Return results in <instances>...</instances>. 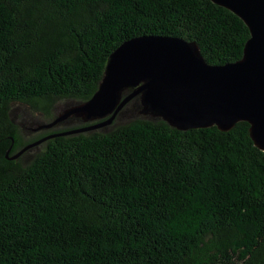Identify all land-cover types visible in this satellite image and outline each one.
I'll list each match as a JSON object with an SVG mask.
<instances>
[{
    "label": "trees",
    "instance_id": "obj_1",
    "mask_svg": "<svg viewBox=\"0 0 264 264\" xmlns=\"http://www.w3.org/2000/svg\"><path fill=\"white\" fill-rule=\"evenodd\" d=\"M140 36L194 42L221 66L249 31L209 0H0V264H264V152L246 122L180 131L138 114L137 96L108 126L8 160L93 124L22 142L15 104L50 117L89 100L108 56Z\"/></svg>",
    "mask_w": 264,
    "mask_h": 264
},
{
    "label": "water",
    "instance_id": "obj_2",
    "mask_svg": "<svg viewBox=\"0 0 264 264\" xmlns=\"http://www.w3.org/2000/svg\"><path fill=\"white\" fill-rule=\"evenodd\" d=\"M209 1L232 12L247 27L249 38L239 60L210 65L194 42L181 38L126 40L108 56L92 97L38 128L49 129L72 117L93 124L37 140L8 160L52 138L108 126L137 96L138 114L161 119L180 131L216 127L228 132L246 122L251 141L264 152V0Z\"/></svg>",
    "mask_w": 264,
    "mask_h": 264
},
{
    "label": "rangeland",
    "instance_id": "obj_3",
    "mask_svg": "<svg viewBox=\"0 0 264 264\" xmlns=\"http://www.w3.org/2000/svg\"><path fill=\"white\" fill-rule=\"evenodd\" d=\"M69 104L70 102L64 101L57 103L51 110L50 117H45L39 112L31 111L27 106L15 104L12 110V118L18 128L21 141L26 142L36 138L40 133H42V130L38 127L49 123L53 117L57 116L64 109V107ZM43 147L44 145L42 143L39 146L25 152L24 154L26 155H22L20 157L21 161L24 164H28L25 163L27 162L26 160L30 159L32 161L35 155L43 150Z\"/></svg>",
    "mask_w": 264,
    "mask_h": 264
}]
</instances>
